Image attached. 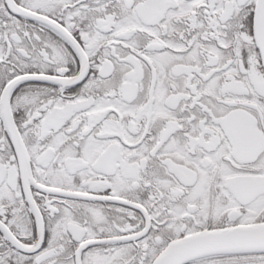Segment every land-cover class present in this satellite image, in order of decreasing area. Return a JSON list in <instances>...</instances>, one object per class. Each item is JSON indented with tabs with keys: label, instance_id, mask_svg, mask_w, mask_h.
<instances>
[{
	"label": "snow or ice",
	"instance_id": "obj_1",
	"mask_svg": "<svg viewBox=\"0 0 264 264\" xmlns=\"http://www.w3.org/2000/svg\"><path fill=\"white\" fill-rule=\"evenodd\" d=\"M0 264H264V0H0Z\"/></svg>",
	"mask_w": 264,
	"mask_h": 264
}]
</instances>
